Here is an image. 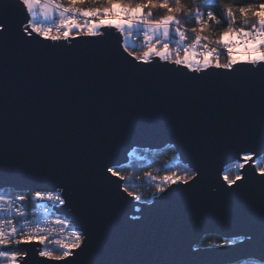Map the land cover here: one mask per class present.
<instances>
[{
  "label": "snow or ice",
  "instance_id": "snow-or-ice-1",
  "mask_svg": "<svg viewBox=\"0 0 264 264\" xmlns=\"http://www.w3.org/2000/svg\"><path fill=\"white\" fill-rule=\"evenodd\" d=\"M161 128L197 163L124 174ZM0 173L52 180L0 192V264H264V0H0Z\"/></svg>",
  "mask_w": 264,
  "mask_h": 264
},
{
  "label": "water",
  "instance_id": "water-1",
  "mask_svg": "<svg viewBox=\"0 0 264 264\" xmlns=\"http://www.w3.org/2000/svg\"><path fill=\"white\" fill-rule=\"evenodd\" d=\"M81 46L83 47L84 45ZM112 46H115L114 38L112 39ZM177 143V137L173 135L170 131L163 128L155 132L132 133L122 144L119 145V149L115 155V158L121 160L122 163L126 164V152L131 151L132 148H138L140 150H160L165 146H171L176 152L179 161L183 165L189 164L190 162L197 163V161L183 147L182 144L174 147V145H177ZM225 160H227V157L217 160L214 166L208 169L207 177L209 179V182L215 180L217 169L226 166V164L224 163ZM51 183V178L40 174L14 175L10 173H0V190L9 189L12 191V187L15 186H19L20 188H38L47 185L48 187H51ZM126 199L131 201V198L129 197H126ZM141 207L144 210L145 216H151L155 208L158 207V205H156L155 200H152L151 203H142ZM125 211L128 212L129 216L140 214L138 212H135L132 207L126 208ZM228 230V226L224 223L211 222L204 224L203 226H201V228L197 230V232L193 233L191 237L192 240H195L197 242L196 244H193V247H197L200 240L204 236L214 235L218 237ZM239 258L241 260L249 259L248 257H244L243 255H240Z\"/></svg>",
  "mask_w": 264,
  "mask_h": 264
},
{
  "label": "trees",
  "instance_id": "trees-1",
  "mask_svg": "<svg viewBox=\"0 0 264 264\" xmlns=\"http://www.w3.org/2000/svg\"><path fill=\"white\" fill-rule=\"evenodd\" d=\"M125 165H127V163ZM132 165L131 167H125L124 174L132 172L134 175L143 176L145 171H152L154 175L159 177L167 174V170L169 169L179 172L182 171L185 166L179 161L176 152L171 146H165L160 150L139 149L132 156ZM136 183L142 184L143 186L138 189L130 187V190L139 191L144 197L143 203H149V200H152L151 193L154 191V188L151 187L150 182L146 179L136 181ZM4 191L16 194V192L9 189ZM212 240L219 242L217 236L207 235L200 240L199 244L208 243Z\"/></svg>",
  "mask_w": 264,
  "mask_h": 264
},
{
  "label": "built area",
  "instance_id": "built-area-1",
  "mask_svg": "<svg viewBox=\"0 0 264 264\" xmlns=\"http://www.w3.org/2000/svg\"><path fill=\"white\" fill-rule=\"evenodd\" d=\"M133 39L135 40L136 38L133 37ZM136 43H139V40H136ZM0 192H5L4 190H0ZM12 195H15L13 193H11ZM41 203H45V202H41ZM26 211L30 213L29 215V219H31V214H36V215H39V209H34L33 206L31 204H29L27 207H26ZM50 219L54 218V217H49Z\"/></svg>",
  "mask_w": 264,
  "mask_h": 264
}]
</instances>
